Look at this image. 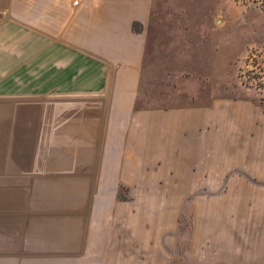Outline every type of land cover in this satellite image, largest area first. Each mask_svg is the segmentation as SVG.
I'll return each mask as SVG.
<instances>
[{"label":"crops","instance_id":"0c3cea01","mask_svg":"<svg viewBox=\"0 0 264 264\" xmlns=\"http://www.w3.org/2000/svg\"><path fill=\"white\" fill-rule=\"evenodd\" d=\"M152 3L0 0V264L149 261L134 258L119 187L144 171L148 184L175 147L199 171L231 153V123L247 113L229 104L135 109ZM200 121L217 128L192 139Z\"/></svg>","mask_w":264,"mask_h":264},{"label":"rangeland","instance_id":"374dc122","mask_svg":"<svg viewBox=\"0 0 264 264\" xmlns=\"http://www.w3.org/2000/svg\"><path fill=\"white\" fill-rule=\"evenodd\" d=\"M143 31L135 109L225 103L233 114L247 113V121L240 115L231 123V153L210 169L199 171L175 147L164 168L150 169L148 184L144 171L141 185L119 187L134 215V258L148 252L149 261L118 264H264V72L256 64L264 56V0H153ZM216 128L193 124L192 139ZM138 194L150 198L134 201ZM129 228L120 229L119 247Z\"/></svg>","mask_w":264,"mask_h":264},{"label":"trees","instance_id":"16d2710c","mask_svg":"<svg viewBox=\"0 0 264 264\" xmlns=\"http://www.w3.org/2000/svg\"><path fill=\"white\" fill-rule=\"evenodd\" d=\"M134 24H136V23H134L133 22V25ZM255 62H256V60H254ZM256 64H257V68H258V72H260V73H262V72H264V56H263V58H260L257 62H256Z\"/></svg>","mask_w":264,"mask_h":264},{"label":"built area","instance_id":"2783aa9c","mask_svg":"<svg viewBox=\"0 0 264 264\" xmlns=\"http://www.w3.org/2000/svg\"><path fill=\"white\" fill-rule=\"evenodd\" d=\"M78 0H73V3H76Z\"/></svg>","mask_w":264,"mask_h":264}]
</instances>
